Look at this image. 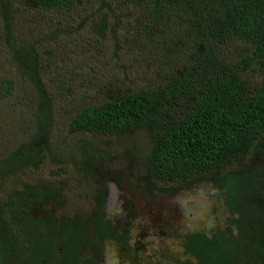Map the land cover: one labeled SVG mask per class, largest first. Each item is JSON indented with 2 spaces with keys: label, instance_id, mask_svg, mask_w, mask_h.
Wrapping results in <instances>:
<instances>
[{
  "label": "trees",
  "instance_id": "trees-1",
  "mask_svg": "<svg viewBox=\"0 0 264 264\" xmlns=\"http://www.w3.org/2000/svg\"><path fill=\"white\" fill-rule=\"evenodd\" d=\"M31 1L63 12L76 10L77 2ZM110 1L107 6L130 8L125 19L141 37L142 55L164 64L178 59L173 73L155 85L86 101L74 109L62 128L75 135L102 136L95 153L83 150L69 161L60 151L65 140L59 142L55 134L52 95L32 49L12 27L0 26V99L22 101L29 125L24 136L28 140L0 153V264H98L105 240L129 264H142L143 249L130 244L127 226L117 227L102 216L104 182L85 221L92 235L75 217L61 220L53 211L31 213L42 203L64 206L63 184L70 171L98 181L94 170L111 151L107 136L117 139L137 132L149 142L139 177L146 191L172 193L209 180L222 192L230 214L225 228L179 234L187 258L160 264H264V81L253 88L244 76L254 64H264V0ZM99 9L88 20L91 43L111 51L106 33L112 21ZM41 41L49 47L54 43L51 38ZM228 46L240 54L226 55ZM177 50L184 52L179 55ZM85 142L81 137L67 146L74 151ZM49 159L60 166L45 168ZM156 181L169 186L157 188Z\"/></svg>",
  "mask_w": 264,
  "mask_h": 264
},
{
  "label": "rangeland",
  "instance_id": "rangeland-1",
  "mask_svg": "<svg viewBox=\"0 0 264 264\" xmlns=\"http://www.w3.org/2000/svg\"><path fill=\"white\" fill-rule=\"evenodd\" d=\"M107 4L110 5L111 1L77 0L76 10L63 12L39 7L31 0H0V26L12 27V32L20 37L21 42L29 44L41 79L52 95L57 127L54 131L60 136L59 142L65 140L60 151L67 161L83 150L95 153L94 147L97 150V145H101L99 138L102 135H75L62 128L74 109L86 101H101L115 93L155 85L173 73L174 62L178 59L177 56L164 64L163 60L152 55H142L139 48L142 46L141 37L125 19L130 8ZM98 8L108 13L110 23L112 21L106 33L107 45L113 48L111 51L94 48L91 43L93 33L89 30L88 20ZM45 38L54 41L51 47L41 45V40ZM233 49V46H228L223 52L228 56L240 54L232 53ZM182 52L177 50L179 55ZM92 54L100 60L93 58ZM263 65L254 64L244 75L253 88L264 81ZM25 117L26 107L22 101L0 99L1 154L28 140L24 137L29 126ZM81 137L87 142L74 148V151L70 150L67 144ZM107 138L111 151L107 152L108 159L94 170L98 181L85 177L82 171L77 174L70 171L63 184L64 206L57 209L50 202L42 203L31 209L32 215L53 211L61 220L75 217L83 230L92 235V229L85 221L94 210L96 189L100 187V182H104L106 206L102 216L117 227L127 226L130 243L137 242L143 249L139 253L142 264H160L172 261L174 257L187 258L177 238L179 234L196 230L211 233L216 228L227 226L230 214L224 205L222 192L212 182L198 181L172 193L148 192L139 178L142 156L149 146L148 136L137 132L117 139L113 136ZM58 163L51 164L49 159L45 168H56L60 166ZM71 170L77 172L76 167ZM154 184L157 188L169 186L161 181ZM98 264L129 263L112 241L105 240Z\"/></svg>",
  "mask_w": 264,
  "mask_h": 264
},
{
  "label": "flooded vegetation",
  "instance_id": "flooded-vegetation-1",
  "mask_svg": "<svg viewBox=\"0 0 264 264\" xmlns=\"http://www.w3.org/2000/svg\"><path fill=\"white\" fill-rule=\"evenodd\" d=\"M128 232H129V230H128ZM129 238H130V233H129ZM131 245H136L137 244V242H133V243H130ZM102 247H103V245H102Z\"/></svg>",
  "mask_w": 264,
  "mask_h": 264
}]
</instances>
